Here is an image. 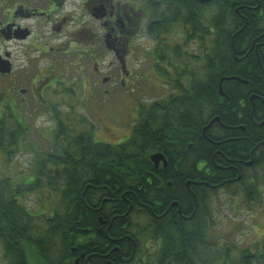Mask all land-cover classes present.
<instances>
[{
	"label": "trees",
	"instance_id": "trees-1",
	"mask_svg": "<svg viewBox=\"0 0 264 264\" xmlns=\"http://www.w3.org/2000/svg\"><path fill=\"white\" fill-rule=\"evenodd\" d=\"M186 6L187 41H194L198 48L187 53L188 65L183 69L187 84H178V93L165 94L147 106L142 104L139 119L125 141L116 145L94 139L85 142L82 133L80 143L90 147L73 150L75 130L66 113L55 121L54 128L39 133L44 144L40 147L38 140L30 138L33 125L29 121L25 127L26 121L0 119V264H31L34 255L35 264H74L71 247L85 249L80 240L83 228L99 224L100 215L107 225H130L111 228L110 241L123 230L134 234L129 237L131 242L138 241L135 252L133 245L128 248L126 262L114 264H264V232L259 239L244 244L248 235L237 241L236 223L234 228H226L227 233L224 228L216 229L213 200L198 192L195 183L197 137L205 122L219 115L224 123L233 120L235 125L264 127V37H259L264 34V0H187ZM176 7L181 11V0L173 2L172 9ZM172 18L175 21V14ZM168 47L162 45L163 62L157 65L167 78ZM174 52L180 83L181 51ZM226 77L230 78L222 82V96L220 81ZM240 103L254 107L249 124L244 107L235 115L230 113V108ZM164 142H170L174 150L166 153ZM155 151L180 156V166L170 161L163 177L172 181L169 190L174 208L182 210H173L167 223L160 225L158 221L156 226L149 205L150 155ZM20 152L30 154L33 160L26 171L17 170L23 176L17 182L9 170L18 168L15 157ZM184 164L187 174L181 176ZM32 173L35 177L27 180ZM89 184L92 187L86 189ZM31 193L37 194V205L48 203L51 211H32L25 203ZM92 193L107 198L104 212L87 208ZM135 215H146V225ZM73 225L80 234L77 241ZM160 238L155 250L153 245H143V241L158 242Z\"/></svg>",
	"mask_w": 264,
	"mask_h": 264
},
{
	"label": "flooded vegetation",
	"instance_id": "flooded-vegetation-1",
	"mask_svg": "<svg viewBox=\"0 0 264 264\" xmlns=\"http://www.w3.org/2000/svg\"><path fill=\"white\" fill-rule=\"evenodd\" d=\"M173 2L177 0H0V119L26 121L24 126L27 127L29 119L48 116L55 124L67 113L75 130L71 148L88 150L90 145L80 143L82 138L79 137L84 133L85 142L93 141L91 123L97 115L92 108L94 105L103 108L112 91L110 88L135 85L145 79L161 86L167 83V95L178 93V84L186 86L188 81L183 69L185 71L188 65L189 26L187 0H181V11L177 7L172 9ZM162 39L165 41L161 42ZM164 44L169 46L165 50L170 62L168 78L157 69L158 63L163 62ZM177 49L181 51L180 83L175 73L178 58L174 51ZM191 49L198 50L197 45ZM110 54L113 61L99 67L97 61L108 60ZM146 61L151 67L144 75L130 68L132 64L139 66ZM78 82L80 91L75 86ZM102 84L107 86L100 88ZM97 90L98 96L95 95ZM243 107L249 124L252 104L234 105L230 113L235 115ZM262 118L264 123V113ZM230 122L224 123L215 115L201 128L197 137V190L212 199L214 207L230 200L233 207H259L264 215V127L251 128ZM163 145L166 153L174 150L170 142ZM157 152L164 154L165 159L158 165L151 161L149 205L154 226L158 221L160 225L167 223L173 210L182 211L181 207L175 209V203L170 200L172 181L163 177L170 161L180 166V156L162 151L153 154ZM186 174L184 164L181 176ZM190 182L186 184L189 186ZM91 187V184L86 185V189ZM102 195L91 194L94 200L87 205L90 211L104 212L102 208L107 198L101 199ZM99 220V224L83 228L80 240L85 249L79 250L77 245L71 247L74 264L126 262L125 254L129 253L131 245L135 252L138 241L129 240L134 234L123 230L114 234L112 241L108 239L111 228L124 229L130 225H107L101 215ZM72 228L77 241L78 227L73 225ZM161 240L143 241V245H153L155 250Z\"/></svg>",
	"mask_w": 264,
	"mask_h": 264
},
{
	"label": "rangeland",
	"instance_id": "rangeland-1",
	"mask_svg": "<svg viewBox=\"0 0 264 264\" xmlns=\"http://www.w3.org/2000/svg\"><path fill=\"white\" fill-rule=\"evenodd\" d=\"M96 27H98V21L93 20ZM141 43L142 41H137ZM196 46V43L190 42L188 48ZM195 49V48H194ZM113 61V55L108 56V60L99 62V67H106L109 63ZM132 64V62H131ZM151 66L147 64V61L142 65H130V68L138 75H144V71L149 69ZM74 75V72H72ZM94 77V76H93ZM95 80V78H94ZM93 80V81H94ZM76 89L80 91V83L76 85ZM107 85H101L105 87ZM109 86V85H108ZM99 88V90H100ZM118 89V90H116ZM167 86L160 85V83L146 82L145 79H141L135 85L129 86H116L115 89L110 88L108 97L105 100L103 108H98L96 105L93 106V110L96 112V119H92L91 123V132L93 138L97 142L109 143L112 145L119 144L123 142L131 133L133 125L140 115L141 105H150L155 100H158L161 96L166 93ZM99 95L98 90L95 94ZM95 102V101H94ZM95 104V103H94ZM66 110V109H64ZM29 123L33 125V129L30 134V138L34 141L38 140L40 147H43L44 144L41 142L40 132L49 129L53 126L48 116H43L38 120L32 121L29 119ZM33 160L32 156L27 153L20 152L15 157V164L18 168H12L9 171L11 175L17 182L21 181L23 176L21 173L17 172L20 169L26 171ZM35 177L34 173L27 176V180H32ZM58 200V197H56ZM217 202V200H216ZM26 205L35 213H45L50 212L48 210V203L38 204L37 194H29L25 199ZM216 214V229L224 228V231L227 233V229H232L235 227L236 223V240L242 241L244 235H248L246 240L243 242L246 244L249 240L259 239L261 232L264 231V215L259 207L248 208L244 206L233 207L230 200L221 201L219 206L215 207ZM135 218L139 222H147L146 215H135ZM146 225V223H145ZM233 237V234H232ZM1 255V250H0ZM31 264L37 262V256L34 255L31 260Z\"/></svg>",
	"mask_w": 264,
	"mask_h": 264
},
{
	"label": "water",
	"instance_id": "water-1",
	"mask_svg": "<svg viewBox=\"0 0 264 264\" xmlns=\"http://www.w3.org/2000/svg\"><path fill=\"white\" fill-rule=\"evenodd\" d=\"M5 71L6 70L3 69V72H5ZM220 93L222 95L225 94L224 91H223L222 85H220ZM216 119H218V118H216ZM162 159H165V158H164V155L161 154V153H155V154L151 155V160L154 161L157 165L160 162V160H162Z\"/></svg>",
	"mask_w": 264,
	"mask_h": 264
}]
</instances>
